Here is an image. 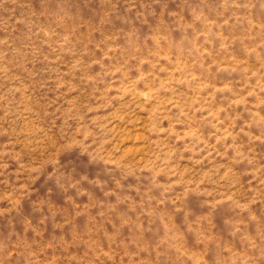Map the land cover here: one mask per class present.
I'll return each instance as SVG.
<instances>
[{"label":"rangeland","instance_id":"rangeland-1","mask_svg":"<svg viewBox=\"0 0 264 264\" xmlns=\"http://www.w3.org/2000/svg\"><path fill=\"white\" fill-rule=\"evenodd\" d=\"M0 264H264V0H0Z\"/></svg>","mask_w":264,"mask_h":264}]
</instances>
